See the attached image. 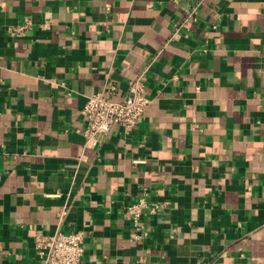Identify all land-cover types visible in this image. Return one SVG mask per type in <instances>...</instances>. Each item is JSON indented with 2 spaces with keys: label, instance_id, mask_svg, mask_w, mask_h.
Wrapping results in <instances>:
<instances>
[{
  "label": "crops",
  "instance_id": "obj_1",
  "mask_svg": "<svg viewBox=\"0 0 264 264\" xmlns=\"http://www.w3.org/2000/svg\"><path fill=\"white\" fill-rule=\"evenodd\" d=\"M139 77L144 118L86 147V97ZM62 206L81 264H264V0H0V264Z\"/></svg>",
  "mask_w": 264,
  "mask_h": 264
},
{
  "label": "built area",
  "instance_id": "obj_2",
  "mask_svg": "<svg viewBox=\"0 0 264 264\" xmlns=\"http://www.w3.org/2000/svg\"><path fill=\"white\" fill-rule=\"evenodd\" d=\"M29 25L30 20L26 17L22 24L10 27L9 32L12 35L19 34ZM116 93V85L109 83L104 90L86 97L80 110L85 120L83 136L86 147L98 144L112 126L118 125L124 133H128L144 118L150 100L145 93L143 77L129 80L119 99L112 97ZM163 208H166V203L149 204L144 197L129 203L124 214L132 221L130 238L136 241L145 238L148 234L144 223L145 211L156 213ZM66 214L67 208L62 206L57 213L58 228L51 233L35 236V264H81L84 254L83 234L79 230L63 231L59 227Z\"/></svg>",
  "mask_w": 264,
  "mask_h": 264
}]
</instances>
